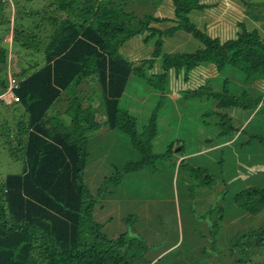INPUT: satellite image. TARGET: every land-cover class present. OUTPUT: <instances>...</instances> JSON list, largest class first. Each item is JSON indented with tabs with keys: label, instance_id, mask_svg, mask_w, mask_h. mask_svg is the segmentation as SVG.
<instances>
[{
	"label": "trees",
	"instance_id": "obj_1",
	"mask_svg": "<svg viewBox=\"0 0 264 264\" xmlns=\"http://www.w3.org/2000/svg\"><path fill=\"white\" fill-rule=\"evenodd\" d=\"M152 1L157 4L163 0ZM169 1L174 15L171 21L177 25L162 33L149 27L157 18L147 15L141 19L126 10L128 0H69L66 5L63 0H50V5L42 11H24L23 5L14 0L17 14L11 19L0 3V36L6 23L11 24L13 33L10 45L17 46V50L29 47L37 50L40 44H45L41 55L27 61V66L18 73L20 80L12 90L17 101H0L11 107L8 112L18 115L14 128H8L11 118L2 116L0 136L7 137L5 132H10L5 143L12 158L21 163L20 172L0 176V264H170L168 255L172 251H168L175 245L178 250L173 258L179 264H201V260L221 251L222 244L217 238L221 235V220H227L223 215L224 200L239 199L236 207L240 214L233 212L236 217L256 215L263 210L264 38L257 29L247 30L239 21L236 25L241 30L234 28L235 36L222 42L197 28L191 20V12L198 13L206 7L202 0ZM58 5L62 15L56 14ZM49 9L54 14L47 15ZM177 30L182 33L174 34ZM146 32L145 43L155 36L154 32L160 36L153 42L151 57L134 63L122 47L131 38ZM164 35H172L175 41L185 40V43L169 49L171 43L164 42L161 38ZM8 45L3 47L0 40V62L5 60L3 53L8 51ZM207 71L211 74L203 79L201 73ZM146 73L150 76L144 77ZM131 76L150 85L152 92L160 97L159 102L172 101L171 107L174 98L176 103L179 98V101L202 105L205 112L199 113L209 117L207 124H212L217 131L220 144L225 143L212 151L223 150L219 157L221 164L224 153L226 150L229 153L232 145L248 146L257 157L253 174L240 180L244 184L235 189L236 193L228 194L224 185L223 196L202 215L195 214L198 223L192 231L194 235L187 233L189 229L178 244L175 242L153 255L146 251V246H141L135 229L147 230L148 225L152 228V219L143 215L135 224L130 213L118 210L109 213L106 197L101 196L105 188L97 182L94 184L97 177L94 168L101 164L93 163L88 168L92 171L87 169L92 162L88 160V141L94 124L84 115L90 108L82 106L86 98L74 94L82 80L96 79L97 89L92 93L98 100L95 110L105 116L107 130H118L129 140L126 154L133 156L122 161L121 167L115 166L111 180L104 184L118 185L125 175L131 177L141 170L148 171L157 159L172 175L177 163V158L171 156L175 152L173 144L166 145L162 153L156 152L164 124L158 120L157 110L138 129L134 118L121 107L119 99ZM6 78L0 75V92L6 88ZM65 90L69 92L66 96L69 99L62 97ZM61 101H65L62 106L67 118L55 113V106ZM246 115H252L246 125H239L241 119L235 125V116L245 118ZM251 122L252 127L248 128ZM183 161H179L178 167ZM189 170L196 181L213 185L207 181L212 176L206 170L193 166ZM197 198L195 195V206L201 203ZM155 211H158L157 204ZM112 215L120 219L128 215L126 223L113 220ZM125 224L129 226L123 228ZM172 226L173 239L179 240L177 226ZM262 228V232H255L256 249L264 239ZM230 231L224 235L236 247L242 241L249 244L245 234L254 235L249 231L241 234L238 241ZM226 237L223 238L226 240ZM229 251L233 264H254L245 255L236 256L233 248Z\"/></svg>",
	"mask_w": 264,
	"mask_h": 264
},
{
	"label": "rangeland",
	"instance_id": "obj_2",
	"mask_svg": "<svg viewBox=\"0 0 264 264\" xmlns=\"http://www.w3.org/2000/svg\"><path fill=\"white\" fill-rule=\"evenodd\" d=\"M18 1L23 5L24 11L36 9L42 11L44 7L50 5V0ZM128 1L126 10L133 12L139 18L146 19L145 17L149 15L158 19L156 22L151 21L149 23V27H154L157 32L160 31L162 33L172 25H177L175 21H171L172 18L174 19V15L173 6L169 0L159 1L157 4L152 0ZM68 2L69 0H63V4L65 5ZM245 2L247 5H244ZM0 3L3 4L1 8L6 11L10 19L17 14V9L14 7V0H0ZM201 3L206 7L201 12H191L189 15L191 16V20L196 23L197 28H200L212 37L219 38L222 42L234 37V28L237 30H241L242 28L236 25L240 21L243 22L242 24L247 30L257 29L259 34L264 38V0H202ZM59 7L60 5H58L56 14L62 15L63 10ZM48 14H54V12L49 9ZM164 18L167 20H164ZM0 21H2L1 18ZM3 25L5 26L0 40L2 45H4L3 47L8 43L9 48L8 51L6 50L7 52L3 53L5 60L3 58L4 63L0 62V75L7 77L8 74L16 75L27 66V61H32L39 57L45 44H40L37 50L32 47L17 50V46L10 45L13 35L11 24L7 25L4 23ZM157 32H154L155 36L147 43L144 42L143 38V36L145 37L147 35V32L143 33L140 37L131 38L122 47L125 55L130 57L134 63H140L143 59L151 57V52L154 48L153 42L159 35ZM176 33H182V31L177 30L174 34ZM172 37V35L161 36L164 42L171 43L168 46L169 49L174 50L185 43V40L179 43L174 38L172 39ZM11 49H15L17 52L10 54L9 51ZM212 70L215 71L214 69ZM210 74L207 71V73H201V76L203 79H207ZM148 76H150V73L144 75V77ZM16 77L19 78L18 75ZM149 87L151 86H148L144 81L131 76L124 93L119 99L121 107L126 109L134 118L138 129L147 123L152 111L157 110V118L164 124L161 126L160 136H158L156 152L162 153L163 148L169 143H172L175 152L171 156L177 158V163H175L174 172L172 170V175H170L163 164L160 163L161 160L157 159L154 162V167L148 168V171L144 169L138 172V174H131V177L125 175L118 185L104 183L111 180L110 174L113 169L116 170L114 168L115 166L121 167L122 161L129 160L130 157L128 156H133L129 153L126 154L130 148L129 140L127 136H124L118 130H107L108 127L103 122L105 116L103 117V113L95 110L98 106V100L92 93L97 89L96 86L94 87L93 84L87 82L81 83L77 86L74 94L81 98H86L82 106L84 109L90 108L84 111V115L86 118H89L87 119L89 123L94 124V128H91L89 131L91 136L88 141L90 144L88 147L90 152L88 160L92 162L87 165L88 169L92 168L93 163L97 165L101 162L100 165L94 168L97 174L94 184L97 182L98 186L100 185V187L103 186L105 188L101 196L106 197L105 205L109 213H114L116 210L122 213H130L133 215L134 221H136L135 224H138L144 217L148 220L152 219V228L148 225L147 230L142 228V231H140V228L138 229L137 227L135 229L137 231L136 236L141 241V246H146V251H149V254L153 255L175 244V242L178 244L182 235L185 237V233L189 229L190 231L187 233L194 235L192 231L198 223L195 214L202 215L208 206L217 202L223 196L222 191L224 185L228 188V194L233 195L236 193L235 189L241 187V184H244L240 180H243L246 175L253 174L257 157L256 153L249 151L248 146L242 148L241 146L236 147V145H232V148H229V153L227 150L224 153L225 160L221 164L219 157L223 154V150H217L214 153L212 151L221 148L225 143L220 144L221 140L217 135V131L212 127V124H207L209 117L202 115L205 112L204 107L202 105H193V102L188 100L179 101V98L177 103L176 98L173 99L174 106L171 107L170 104L172 101L165 99L163 102H159L160 97L156 93H153ZM68 94L69 92L65 90L62 97L66 98ZM64 102L61 101L55 106V113L67 118L64 113L65 109L62 106ZM5 105L0 103V119L2 120V116L5 115L11 118L8 128H14L18 115L8 112L11 107ZM11 105L13 106L14 104ZM199 111L203 113H199ZM12 116L14 117L12 118ZM251 117L252 115L250 117L246 115L245 118L244 116H235L233 122L237 125L241 119L239 125H246ZM252 124L253 122L247 124V127H252ZM5 133L7 137L0 136V176L9 173H18L21 170V163L12 158L7 141L5 143V138H10V132L6 131ZM230 142H226V144ZM179 146L181 147L180 150ZM181 159H184L183 164L178 167ZM216 160L217 163H215ZM191 166L206 170L212 176L207 181L212 182L213 185L209 186V183L196 181L192 177V172L189 170ZM88 170L92 171V169ZM140 174L141 176H139ZM238 177L239 181L237 182L236 178ZM248 179L246 178V181L249 184ZM253 184L252 182L250 186ZM195 195H198V198L201 199V203L198 206L194 205ZM241 199L244 201L243 197ZM107 200L109 204H107ZM238 200L237 198L224 200L225 210L223 215H225L227 220H221L222 228L219 233L221 235H218L219 237L217 236L218 243L222 244L220 246L221 251L218 254H212L211 258L201 260V264H233L229 251L231 248L237 253L236 256L242 254L251 258L254 264H264V239H262V246L260 245L259 249H256L255 246L257 241L255 232H262V227L264 226V208L256 215L241 214L236 217ZM156 204L158 205V211H155ZM237 213L239 212L237 211ZM127 216H121L120 219L118 216L112 215V218L113 220L120 219L124 224L126 223L125 218ZM172 224L177 226L179 240L173 239L174 235L171 231L174 228ZM128 226L125 224L123 228H127ZM231 228L233 237L237 238L238 241H240L239 238H242L241 234L248 233L249 231L252 232L254 235H250V237L248 234H245L248 238L246 237L244 239L249 244L247 245L242 241L236 247L234 242L229 241L224 234L225 232L229 233L228 230L230 231ZM116 236L113 235V237ZM221 236L222 238L226 237V240L224 238L220 240ZM177 250L178 245L169 249L168 252L172 251L168 255L170 264L180 263L173 258L177 255ZM147 256L149 257V255Z\"/></svg>",
	"mask_w": 264,
	"mask_h": 264
},
{
	"label": "built area",
	"instance_id": "obj_3",
	"mask_svg": "<svg viewBox=\"0 0 264 264\" xmlns=\"http://www.w3.org/2000/svg\"><path fill=\"white\" fill-rule=\"evenodd\" d=\"M18 83V79L15 77H12L11 75H8L7 77V88L6 90L0 94V101L1 100H10V99H14L17 100L16 97H14V95L12 94V90L13 88H15L17 86Z\"/></svg>",
	"mask_w": 264,
	"mask_h": 264
},
{
	"label": "crops",
	"instance_id": "obj_4",
	"mask_svg": "<svg viewBox=\"0 0 264 264\" xmlns=\"http://www.w3.org/2000/svg\"><path fill=\"white\" fill-rule=\"evenodd\" d=\"M16 75H18V73L16 74ZM19 76V75H18ZM16 77V76H15ZM18 78V77H17ZM18 79H20V76H19V78ZM6 80H7V78H6ZM90 83V84H93V86L95 87H97V81H96V79H94V80H92V81H90V80H88V79H84V80H82V82L81 83ZM60 116H62V115H60ZM87 119H89V118H87ZM93 119V118H92ZM95 122V121H94ZM93 123V122H92ZM96 123V122H95ZM100 124V123H99Z\"/></svg>",
	"mask_w": 264,
	"mask_h": 264
},
{
	"label": "clouds",
	"instance_id": "obj_5",
	"mask_svg": "<svg viewBox=\"0 0 264 264\" xmlns=\"http://www.w3.org/2000/svg\"><path fill=\"white\" fill-rule=\"evenodd\" d=\"M8 75H12V74H8ZM8 77V76H7ZM15 77V76H14ZM15 78H17V77H15ZM18 79V78H17ZM20 79H18V81H19ZM7 81V80H6ZM6 88H7V82H6ZM6 88L3 90V91H1L0 92V94L1 93H3L5 90H6ZM13 94V93H12ZM15 97V96H14ZM11 100H14V99H10L9 101H5V100H2V101H4L5 103H8V102H10ZM14 101H17V100H14Z\"/></svg>",
	"mask_w": 264,
	"mask_h": 264
}]
</instances>
